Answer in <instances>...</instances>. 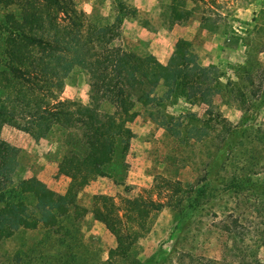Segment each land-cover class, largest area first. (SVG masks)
I'll use <instances>...</instances> for the list:
<instances>
[{"label":"rangeland","instance_id":"obj_1","mask_svg":"<svg viewBox=\"0 0 264 264\" xmlns=\"http://www.w3.org/2000/svg\"><path fill=\"white\" fill-rule=\"evenodd\" d=\"M76 3L95 23L119 21L118 46L141 55L151 53L164 65L170 64L180 39L190 41L188 48L200 66H214L223 82L237 81L232 84V103H224L219 95L214 97L210 132L217 135L225 130L222 118L235 128L225 141L210 136L205 142L193 139L189 144L181 143L182 136L166 132L160 117L164 113L172 117L166 119L173 120L171 125L187 122L188 113L200 117L207 106L175 88L167 101L152 109L153 116L141 104L136 105L135 118L126 123L131 134L116 145V155L125 152L127 166L116 159L111 165L123 170L125 176L115 179L94 174L84 181L73 180L61 171L60 161L69 144L59 147L57 135L36 139L5 125L2 136L15 148L18 164L24 168L21 175L27 183L23 185H39L41 197L49 205L48 220L53 216L57 219L55 223L40 220L37 228L21 229L4 239L0 264H128L132 257L149 264L160 246L169 247L171 242L167 241L177 235L180 246L195 257L221 261L229 247L231 264H245L241 258L244 252L250 255L248 261L264 260L260 239H264V0H189L176 15L170 6L172 0ZM90 88L85 70L76 67L64 80L61 97L103 112L115 110L110 99L98 96L92 100ZM165 90L163 84L156 89L157 100ZM196 128L194 137L200 139V125ZM85 158L77 164L87 165ZM206 162L210 165L204 180L206 194L198 197ZM249 169L258 173L249 183L238 186L232 182V177ZM196 197L200 205L189 206ZM134 200L146 205L143 215L130 209ZM151 200L169 204L171 200L175 208L165 206L156 211L148 208ZM109 205L120 208L117 213L122 226L133 232L144 229L132 245L130 258L115 256L111 260L110 249L118 242L97 216ZM62 208L66 212L59 215ZM230 213L232 217H228ZM224 220L231 222L230 232Z\"/></svg>","mask_w":264,"mask_h":264},{"label":"trees","instance_id":"obj_2","mask_svg":"<svg viewBox=\"0 0 264 264\" xmlns=\"http://www.w3.org/2000/svg\"><path fill=\"white\" fill-rule=\"evenodd\" d=\"M188 1L172 0L170 6L174 14L186 8ZM118 25L119 21L95 23L78 7L76 0H0V244L21 229L37 228L40 220L55 223L57 219L53 216L48 220L49 205L41 197L40 186L23 185L27 183L21 175L24 168L18 164L15 148L2 136L5 125L24 130L36 139L57 135L59 147L69 144L60 161L61 171L73 180L82 178L84 181H89L94 174L115 179L125 176L123 170L111 165L116 159L121 166H127L125 152L116 155V145L119 139L121 144L124 136L131 134L126 123L135 118L136 105L141 104L145 112L153 116L152 109L167 101L175 88H181L182 93L185 90L187 98H199L207 106L200 117L188 113L187 122L180 120L171 125L169 121L173 120L167 121L170 116L166 113L160 117L159 122H164L168 128L166 132L182 136L181 143L189 144L193 139L205 142L210 136L225 141L235 128L222 118L220 122L225 130L215 135L208 124L214 115V97L219 95L224 103H232V84L237 81L223 82L215 74L214 66H200L186 39L178 41L169 65H164L151 53L141 55L122 48L116 44L120 35ZM76 67L85 70L88 76L91 99L98 96L110 99L115 107L113 112H103L92 105L61 97L64 80ZM161 84L166 90L157 100L155 91ZM198 125L200 139L194 137ZM84 158L87 165H78L76 161ZM208 165L206 162L204 175L200 177L198 197L206 194L204 180L210 172ZM256 174L251 169L240 171L232 177V182L242 186ZM137 203L134 200L130 209L143 215L146 205ZM198 205L197 197L189 204ZM165 206L175 208L171 200L170 204L151 200L148 208L159 211ZM59 210V215L66 212L63 208ZM119 210L118 206L109 205L97 214L118 242L110 249L111 260L115 256L130 258L132 245L144 230L133 232L130 227L122 226ZM231 214L228 217H232ZM223 223L227 231L233 229L231 222L224 220ZM140 224H144V220ZM180 239L179 235L171 236L167 241L171 242L169 247L162 244L157 255L151 258L154 262L149 264H231L229 247L221 261L202 255L195 257L180 246ZM260 239L264 242L262 237ZM248 257L246 252L241 254L245 264H264L262 259L248 261ZM128 264L142 263L132 257Z\"/></svg>","mask_w":264,"mask_h":264},{"label":"crops","instance_id":"obj_3","mask_svg":"<svg viewBox=\"0 0 264 264\" xmlns=\"http://www.w3.org/2000/svg\"><path fill=\"white\" fill-rule=\"evenodd\" d=\"M3 130H4V128H3ZM3 130H2V132H3Z\"/></svg>","mask_w":264,"mask_h":264}]
</instances>
